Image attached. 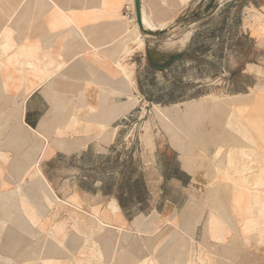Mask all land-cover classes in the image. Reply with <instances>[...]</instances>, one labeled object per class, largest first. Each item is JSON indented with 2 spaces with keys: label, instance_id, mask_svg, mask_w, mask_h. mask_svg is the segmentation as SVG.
Here are the masks:
<instances>
[{
  "label": "crops",
  "instance_id": "0c3cea01",
  "mask_svg": "<svg viewBox=\"0 0 264 264\" xmlns=\"http://www.w3.org/2000/svg\"><path fill=\"white\" fill-rule=\"evenodd\" d=\"M201 1L142 0L156 29L171 28L140 30L139 47L125 39L135 0H0V264H136V241L171 234L174 264H264V32L196 27L237 0ZM211 32L222 36L223 93L173 96L196 103L191 138L156 146L148 207L134 211L118 172L103 171L115 124L131 94L166 97L168 74L196 68Z\"/></svg>",
  "mask_w": 264,
  "mask_h": 264
},
{
  "label": "rangeland",
  "instance_id": "374dc122",
  "mask_svg": "<svg viewBox=\"0 0 264 264\" xmlns=\"http://www.w3.org/2000/svg\"><path fill=\"white\" fill-rule=\"evenodd\" d=\"M258 7L264 0H256ZM248 5V6H247ZM248 8L243 11V8ZM215 7V8H214ZM209 6L208 11L216 9L217 6ZM126 6V11H128ZM263 11V12H262ZM200 22L196 27L200 28H228L231 30V38L239 26L246 23L247 28L259 26L264 32V9L256 10L249 3H243L237 0L232 6L223 9H217L214 15L201 16L197 15ZM183 18L180 23L185 24ZM178 24V25H179ZM136 25V23H135ZM205 38V39H204ZM200 37L207 41V45L198 48L192 53L199 57V64L196 68L183 67V70L172 71L167 77V93L166 97L160 100H149L140 95H130L129 101L133 106L131 111L124 116H121L115 124L117 137L113 147V163H106L104 172H109L111 168L118 172V186L120 198L124 205L131 207L134 211L143 210L148 207L147 198L149 197L148 186L146 184L147 177L155 176L152 170L145 169L149 160V156L154 153V149L158 145L167 144L165 142H175L176 140H190L192 130V116L190 110L196 105L192 103L190 98H184L180 102H175L174 95L180 93L184 97L191 95H205L204 102H211L223 93L224 84L222 81L223 67L222 58L223 50L221 45H217L222 40L221 35L213 32L208 36ZM208 38V40H207ZM127 41H131L129 31L125 35ZM264 42V34L262 36ZM143 41V40H142ZM253 42L248 38L246 41L245 51L251 52ZM139 47L143 46L138 44ZM234 61L228 60L227 70H233ZM183 81L182 87L175 90L172 83L174 80ZM191 86V80H197ZM151 92L155 91V84H149ZM264 89V88H263ZM202 105V104H201ZM202 107H206L203 104ZM154 185L158 186V180H152ZM126 189L131 190L133 196L124 195ZM169 196L174 197L171 189L168 188ZM133 198L136 199L133 202ZM146 200V201H145ZM142 201L141 205L138 202ZM144 201V202H143ZM175 237L171 234L167 238L156 236L147 242V248L141 241H136V248H140L141 252L136 254V264H174L171 259H165V256H171L175 250ZM79 244L75 243V247ZM179 249L186 250V244L179 245ZM81 249H78L76 254L71 252V255H77ZM84 253V252H83ZM138 262V263H137Z\"/></svg>",
  "mask_w": 264,
  "mask_h": 264
},
{
  "label": "water",
  "instance_id": "95a60500",
  "mask_svg": "<svg viewBox=\"0 0 264 264\" xmlns=\"http://www.w3.org/2000/svg\"><path fill=\"white\" fill-rule=\"evenodd\" d=\"M205 0H202L201 3H203ZM135 7H136V15H137V23L138 26L143 34L152 35V36H160L165 34L170 30L171 27H166L162 29H152L148 28L144 24V15L142 10V0H135ZM189 19V16H186L184 18L185 21Z\"/></svg>",
  "mask_w": 264,
  "mask_h": 264
},
{
  "label": "bare ground",
  "instance_id": "6f19581e",
  "mask_svg": "<svg viewBox=\"0 0 264 264\" xmlns=\"http://www.w3.org/2000/svg\"><path fill=\"white\" fill-rule=\"evenodd\" d=\"M144 24L148 28H152V29L157 28L156 25L154 24L153 20L151 19V17L149 18L146 14H144ZM129 35H130L131 41H134L139 45H141L143 43L141 35H140V28L138 26V23H136L134 30L129 31Z\"/></svg>",
  "mask_w": 264,
  "mask_h": 264
}]
</instances>
